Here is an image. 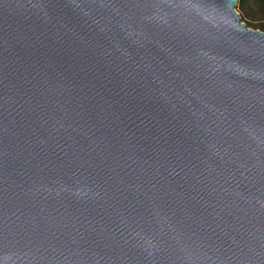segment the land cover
<instances>
[{"label":"water","instance_id":"water-1","mask_svg":"<svg viewBox=\"0 0 264 264\" xmlns=\"http://www.w3.org/2000/svg\"><path fill=\"white\" fill-rule=\"evenodd\" d=\"M238 1L0 0V264H264Z\"/></svg>","mask_w":264,"mask_h":264},{"label":"rangeland","instance_id":"rangeland-1","mask_svg":"<svg viewBox=\"0 0 264 264\" xmlns=\"http://www.w3.org/2000/svg\"><path fill=\"white\" fill-rule=\"evenodd\" d=\"M235 10L248 29L264 33V0H239Z\"/></svg>","mask_w":264,"mask_h":264}]
</instances>
